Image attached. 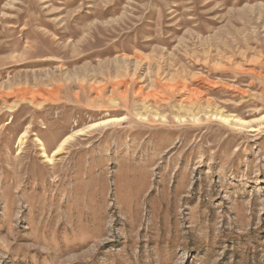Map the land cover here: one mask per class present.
Returning a JSON list of instances; mask_svg holds the SVG:
<instances>
[{
    "label": "rangeland",
    "instance_id": "obj_1",
    "mask_svg": "<svg viewBox=\"0 0 264 264\" xmlns=\"http://www.w3.org/2000/svg\"><path fill=\"white\" fill-rule=\"evenodd\" d=\"M0 264H264V0H0Z\"/></svg>",
    "mask_w": 264,
    "mask_h": 264
}]
</instances>
